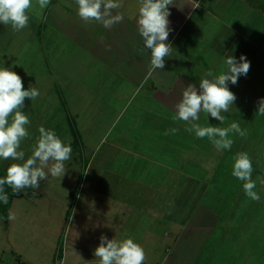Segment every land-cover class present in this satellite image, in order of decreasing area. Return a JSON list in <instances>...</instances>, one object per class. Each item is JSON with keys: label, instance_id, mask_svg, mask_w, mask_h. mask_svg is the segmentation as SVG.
I'll return each instance as SVG.
<instances>
[{"label": "rangeland", "instance_id": "1", "mask_svg": "<svg viewBox=\"0 0 264 264\" xmlns=\"http://www.w3.org/2000/svg\"><path fill=\"white\" fill-rule=\"evenodd\" d=\"M52 2L54 0H50ZM247 2L252 6L241 14V22L247 24H241L240 27L248 29L260 24L259 31L264 33V0ZM120 3L122 7L113 10V14L121 13L123 22L129 20L127 17L138 18L139 0H120ZM58 5L63 8V12H56H61L59 27L64 28V31L58 33L56 41L51 44L55 48L53 66L59 68L57 73L54 70L39 73V68L35 64L31 65V57H28V51L39 45L38 37L31 40V35H39L36 29L41 23L40 19H49L43 16L45 9L39 19L30 14L28 26L19 32L10 25L0 23V67L21 66L18 75L22 78L23 87L28 89L34 86L40 92L33 101L25 99L22 111L30 120L27 128L34 129L35 123L44 125L72 147L71 158L65 162L67 171L62 178L49 174L48 179L40 181L38 189L26 188L23 194L13 197L8 211L0 205V264H99L94 250L102 235L117 240L132 238L145 250L147 258L144 264H165L170 252L176 253L177 261L182 264H189V261H195V264H264V185H256L254 189L260 195L259 201L246 197L243 182L232 176L233 168L227 164L221 167L219 161L215 160L222 151L218 152L207 138L200 139L194 132H188L186 129L190 125L183 121V129L172 122L164 129L150 128L152 122L148 118L154 117V114L158 116L157 113L168 116L171 111L155 97L148 95L150 91L147 84L151 80L136 90L130 82L127 84L122 65L108 66L101 58H94L95 70L86 66L87 70L83 73L77 71V52L87 51L90 32L98 33L99 44L92 41L95 49L106 46L102 43H108L107 34L114 33L109 46L113 45L117 53L122 55L121 42L130 43L126 37L128 30L121 25L116 27V24L108 29L94 21L85 23L78 16L74 0H60ZM248 11L251 14L247 17ZM136 24L126 23V26L136 30ZM211 25L216 27L218 24ZM221 35L224 38L230 34ZM133 41L137 49L131 50V55L137 58L138 43L134 38ZM262 44L263 55L259 57L261 66L257 74L263 84L258 82L257 87L252 84V89H248L249 81L244 79L240 92L246 99L236 100V113L223 115L225 127L236 122L242 128V120L240 122L234 118L257 108L258 101L264 98V42ZM206 51L214 54L211 49L202 52ZM103 58L106 59L105 56ZM44 59L47 61L48 58ZM216 59L218 61L208 57L205 63L207 67L221 71L225 67V59L222 56ZM109 62H112L111 59ZM65 64L67 67L70 65L69 72L65 71ZM103 70L106 72L102 73ZM141 75L146 76V81L150 73L141 72ZM89 87L91 89H86ZM128 99L137 102L131 104L127 113L139 114L141 122L134 125L118 120L115 127L112 126V121H109L113 111L111 104L115 100ZM94 102L98 104L92 105ZM142 103L146 108L140 109ZM137 107L139 110H135ZM209 116L200 113V118L208 120L210 125L222 127L220 121ZM170 129L177 131L172 133ZM148 130L153 133L149 135ZM158 133L162 136H157ZM35 135L32 138L34 143L39 132ZM169 135H172L171 138H168ZM232 136L237 137L238 134H230L233 140ZM168 139L176 142L170 145ZM26 142L27 138L21 144L25 159L31 155L29 148L26 149ZM201 153L205 157L202 162L192 160ZM161 157L170 159L171 170L166 168V164L156 161ZM9 163L22 161L0 159V172H6ZM124 164L134 168L127 169ZM113 176L120 181L122 178L124 182L119 181L116 187L108 186ZM201 182H206L208 186L202 200L204 203L198 204L200 214H206L204 218L210 217L207 209L215 197L211 195L215 187L217 200L214 208L219 217L215 228L212 231L203 229L197 235L200 236L198 239L194 235V242L189 247L187 238L192 237V232L182 234L183 241L176 243V236L182 231L181 224L169 223L176 218L181 221L191 213V209H182L178 200L189 193V189L184 191L183 188L193 184L201 189ZM121 193L132 201L116 199L114 195ZM137 195L143 198L134 202L133 198ZM133 205L138 206V209ZM9 213L15 217L11 221L8 220ZM159 222L163 226L152 228ZM141 235L145 237L144 240ZM206 236L209 237L205 242ZM168 260H171L170 256Z\"/></svg>", "mask_w": 264, "mask_h": 264}, {"label": "clouds", "instance_id": "2", "mask_svg": "<svg viewBox=\"0 0 264 264\" xmlns=\"http://www.w3.org/2000/svg\"><path fill=\"white\" fill-rule=\"evenodd\" d=\"M78 16L85 22H96L110 29L113 25L123 22L124 16L113 10L122 7L120 0H74ZM50 0H0V23L11 26L14 31H21L28 26L30 14L40 18ZM174 0H139L137 30L143 39L144 47L150 50V69H163L165 59L172 56V45L168 37L169 6ZM199 7V5H197ZM226 71L219 75L209 70L196 85L188 84L183 88L180 99L174 103L176 115L174 120L183 121L190 125L186 130L194 132L197 138H207L216 150H230L233 140L230 134L238 133L246 136L238 123L232 122L228 127L201 126L198 123L200 113L225 122L222 112L229 111L236 100L235 94L229 89V82L237 84L241 75H247L250 62L244 55L239 61L234 56H228L225 61ZM39 90L30 86L23 87L22 78L9 67H0V159L22 161L12 163L6 169V175L0 178V202L7 204L9 197L5 185L13 193H20L26 188L38 189L40 181L52 177L62 178L67 169L65 162L70 160L72 147L65 143L52 129L40 126L39 136L31 148V155L25 159V151L21 150L22 142L29 137L27 126L30 124L28 115L22 109L25 99L31 101L38 98ZM257 114L264 115V98L257 103ZM175 133L177 129H170ZM168 134V133H165ZM232 176L243 182L246 197L259 201L260 195L254 190L257 181L264 185V176L252 179L253 165L247 152H238L234 156ZM47 169V171H45ZM15 217L9 213L8 220ZM99 264H144L146 253L144 248L132 238L117 240L108 239L102 235L100 243L94 250Z\"/></svg>", "mask_w": 264, "mask_h": 264}, {"label": "crops", "instance_id": "3", "mask_svg": "<svg viewBox=\"0 0 264 264\" xmlns=\"http://www.w3.org/2000/svg\"><path fill=\"white\" fill-rule=\"evenodd\" d=\"M59 1L54 0V2L49 3L47 5L43 16L44 17L48 16L49 19H46L47 21H45L44 18L40 19L41 23H39L38 28L36 29V31H39V35L37 34H34V36L31 35L32 37L31 40H33L35 37H38L39 45H37L36 47L35 46L32 47L28 51V57L29 58L31 57V61L29 62H31V65L35 64L36 68H39L38 71L41 74H43L44 71H48V70H54V72L57 73L59 70V68H57L56 65L53 66V60L56 58V54L55 52H53L55 48L53 46H52L53 48L51 47L52 42L56 41V37H58L57 36L58 33L64 31V28L59 27L60 26L59 24H61V20H62L60 13L63 12L62 11L63 8H60L61 6L58 5ZM197 5H199V7H197ZM249 5L250 4H248L247 0H174V4L169 6V11L171 14L168 17V19L170 21L169 27L171 28V32L169 34L167 41L173 47L172 56L165 59V65L163 69L152 70L149 77L146 78L147 79L146 81H144L146 76L141 75V72H147V74H149L151 54H150V50L145 49L143 39L138 33V30L137 29L135 30L134 27H132L131 30L130 27L126 26V23L136 24L135 22L137 21V19L136 18L132 19L130 17L126 18L129 19L130 21L126 20L123 23L116 24V27L121 25L122 28L126 27L128 30L126 37L129 38L130 43L125 44L123 41L121 42L120 50H122V55L117 53L113 45L109 46L111 38H113L114 36V33L110 32L107 34L106 37H109L106 39L108 43L107 42L102 43L105 44L106 46H98L95 49V47L93 46L94 42L92 41H96L99 44L97 38L98 33L92 34L90 32V36H89L90 45L88 44L87 46L88 48H86L87 51L86 52L84 51V53L77 52L78 54L77 71L83 73L84 71L87 70L86 66H89L95 70L94 58H96L97 60L98 58H101V61L103 63L107 62L106 64L108 66H116L117 64L122 65L121 69L124 70L123 73L126 74V78L128 79L127 84H129L130 82L131 86L134 85L135 87L133 88L136 90L138 89L139 86L143 87L146 82L151 80V83L147 84V89H149L150 91L148 95H152L153 97H155L156 100L161 103V105L162 104L165 105L168 109H171V111L168 116H163L162 114L157 113L158 116H155L154 114V117L148 118L147 120H150L152 122L150 128L161 127L162 129H164L166 125L168 126L169 123L172 122L173 124H176L178 128L183 129L185 126L181 125L182 121L174 120V119H173L174 121H172V118L176 115L173 106L174 103L180 99L183 88L191 83L196 85L197 89H199L200 79L204 77L205 73L208 72L209 70L213 71V73L216 75H219L221 72L226 71V65L221 71H218L216 68L213 67H212L213 70L211 67H207L208 65L205 63V61H208L207 60L208 57L211 60L213 59V61L214 60L218 61L216 59L218 58V56H222L224 59H226L230 55V56H234L237 59V61H239L240 56L244 55L247 58V60L250 62V70L248 71L247 75L246 76L241 75L238 78L237 84L235 85L231 84L230 82L228 84L229 89L235 94L236 100L246 99L245 97H243V92H240L241 88H243L242 84L245 78L247 81H249V83H247L248 89H252L251 88L252 84L255 87H257L258 82L263 84L257 74L261 66L259 65L260 64L259 57H262L263 55L262 54L263 50L261 51V48L263 47L262 43L264 42V33L259 31L261 25L259 24L250 27L248 29L247 28L242 29L240 27L241 24H247V22H241L243 20L241 19V14L243 10H247L249 7L252 6ZM68 6L71 5L68 4ZM56 11H61V12L57 14ZM250 14L251 12L248 11L247 17ZM207 24H209L210 26H208ZM211 24H218V25L216 27H211L212 26ZM47 27H49L50 29H47ZM228 33L230 34L229 36L227 35ZM221 34H223V36L226 35L228 37L223 38ZM133 38L138 43L139 50H137L135 54L137 58L131 55L132 51L137 49L133 41ZM113 42H115V40ZM98 48H100L101 50H98ZM205 49L206 50L211 49L214 52V54H211L208 51L203 53L202 51ZM104 56L106 59L103 58ZM119 56H121V58H119ZM44 57L48 58L47 61L44 59ZM108 58L111 59L112 62H109ZM51 65L53 66V68L51 67ZM69 66L70 65H68L67 67L65 64V71L67 70L66 72H69L71 70ZM81 66H85V67L81 68ZM21 68H22L21 66L15 64L11 68V70L12 71L15 70L14 72L18 74V72L21 71ZM104 71L105 70H103L102 73ZM86 89H91V88L89 87ZM236 100L234 102V105L236 103ZM133 102H137V100H129V99L115 100L111 104L112 106L111 110L113 111L112 112L110 111L111 114L109 117V121H112L111 124L112 126L114 125L115 127V122H117L118 120L132 122L134 125L137 122H141V117L139 114L127 113L130 110V106ZM95 104H98V102L92 103V105ZM142 105L140 109H143V107H145V104L143 106ZM234 105L230 107L229 111L222 112V115L229 113L231 114V112L236 113V109ZM138 108L139 107L135 108V110ZM148 114H153V113H148ZM209 118L215 119L211 116H209ZM241 119L242 117L234 118V120L236 121ZM163 123H165V125H163ZM198 123H201V126H209V124H211L205 118L203 119L200 118ZM40 126H43L45 127V129H47L46 126L41 125L39 123L37 124L35 123L34 129L28 127L29 137L27 138V142H26V149L29 148L28 152H31L32 145L34 144L32 138L36 136L35 133L38 132ZM123 127L126 128V126ZM222 127H225V125L223 124ZM131 130L132 128L130 129L129 132H131ZM134 130H136L137 132L136 127H134ZM132 133H134V131ZM147 133L151 135L153 132L151 130H148ZM157 136H162V135L161 133H158ZM171 136L172 135H169L168 138H171ZM167 142L170 145H173V142L176 141H174L173 139L172 140L168 139ZM169 158H171L170 155ZM169 158L161 157L160 160L157 159L156 161H160L166 164V168L168 170H171L172 162L169 161L170 160ZM156 163L160 166L163 165L159 162ZM124 165L126 166V164ZM126 167L127 169L134 168V166L132 165H128ZM110 179L111 182H109L108 186L116 187L119 185L120 180L118 178L113 176ZM193 179L195 181H199V179L196 178ZM122 180L123 179L121 178V181ZM201 183H203L201 189L193 184H191V187L183 188L184 191L189 189L188 190L189 193L185 197L183 196L182 199L178 200V202L181 204L182 209H187V208L189 210L191 209V213L188 216L183 217L182 219L180 218L181 221H178V218H176L175 220L170 221L169 223V225H172V222L175 224H179V223L181 224L182 231L180 235L176 236L177 237L176 243L183 241L182 234H184L187 231L192 232V237L187 238L189 239V247H191V243L194 242V238L198 234H200L203 229L212 231L213 228H215L219 217L218 216L219 214L215 211L214 208L215 202L217 200V195L215 194V187H213V194L211 193V195L215 197L212 198L213 202L212 204H210V206L207 209V212L210 217L204 218L206 214L204 215L203 213L200 214L201 211L200 208L198 207L199 206L198 204L204 203L202 202V200L203 197H205L206 195L207 186H208L206 182L205 183L201 182ZM114 196L119 201H126V199L128 201H132L131 199L126 198L125 195L122 193ZM135 197L136 198H133L134 202L141 201L143 198L140 195L139 196L137 195ZM176 201L177 200H175L174 202ZM133 206L136 210L138 209V206L136 205ZM245 212H248V210ZM209 218H211L212 223L210 222ZM165 224L168 225V223ZM152 226H156V227H152ZM152 226L151 227L155 229V228H160L159 226H163V225L161 222H159V223H155ZM167 231H169V227L167 228ZM141 236L144 240L145 237L143 235ZM198 237L200 236H197L196 239H198ZM208 237L206 236L204 238L205 242L207 241ZM169 256L171 260H168ZM87 264H93V263H87ZM165 264H182V263H180V261H177L176 253L174 254L170 252L167 258L165 259ZM189 264H195V261H189Z\"/></svg>", "mask_w": 264, "mask_h": 264}, {"label": "trees", "instance_id": "4", "mask_svg": "<svg viewBox=\"0 0 264 264\" xmlns=\"http://www.w3.org/2000/svg\"><path fill=\"white\" fill-rule=\"evenodd\" d=\"M257 110H258L257 108L251 111L249 110L246 115L242 116L241 129L246 132V136L241 137L238 133H237L238 134L237 137L232 136L234 137L233 139L234 142L232 144L231 149L223 150L220 156L216 157L215 159L219 161L221 167H223L222 164H227L228 167L231 166V168H233L234 156L238 152H242V151L247 152L251 158L253 165V173H252L253 180H255L259 176V174H262L264 176V115L257 114ZM244 118L246 120H243ZM248 121L250 122L247 123ZM177 154H178V150H177ZM204 158H205L204 153H201L198 156V158L196 159L193 158L192 160L197 161L198 159L200 162H202ZM10 164L12 163H9V165ZM5 175H6L5 171L0 172V178H3ZM256 185L260 186L261 184L259 181H257ZM5 191L9 197V201L7 204L0 202V205L4 207V210L8 211L12 198L17 195L23 194L25 191L22 190L20 193L16 194L13 193L11 188L8 187L7 185H5Z\"/></svg>", "mask_w": 264, "mask_h": 264}]
</instances>
